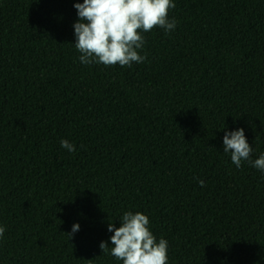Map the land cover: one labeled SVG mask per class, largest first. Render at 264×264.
I'll use <instances>...</instances> for the list:
<instances>
[{
    "label": "trees",
    "instance_id": "1",
    "mask_svg": "<svg viewBox=\"0 0 264 264\" xmlns=\"http://www.w3.org/2000/svg\"><path fill=\"white\" fill-rule=\"evenodd\" d=\"M77 2L0 0V264H123L126 211L168 264H264V172L223 144L264 154V0H174L125 67L79 61Z\"/></svg>",
    "mask_w": 264,
    "mask_h": 264
},
{
    "label": "clouds",
    "instance_id": "2",
    "mask_svg": "<svg viewBox=\"0 0 264 264\" xmlns=\"http://www.w3.org/2000/svg\"><path fill=\"white\" fill-rule=\"evenodd\" d=\"M78 21L74 23L75 48L80 53L82 64L93 63L122 67L143 63L146 55L143 33L159 27L171 33L177 21L169 18V11L176 7L174 0H83L75 3ZM61 147L70 152L76 146L67 139H61ZM224 152L231 154V161L237 168L242 161L264 172V154L252 159L253 148L249 144L244 128L226 132L223 138ZM199 184L205 186L203 179ZM121 226L114 222L108 225L111 245L102 241V254H110L123 264H168V241L157 240L150 228V218L144 212L126 211L120 217ZM80 229L79 223L72 227L70 236ZM5 228L0 226V238Z\"/></svg>",
    "mask_w": 264,
    "mask_h": 264
}]
</instances>
